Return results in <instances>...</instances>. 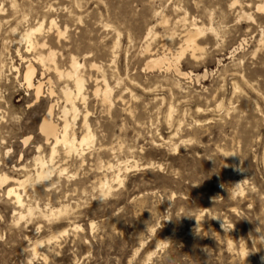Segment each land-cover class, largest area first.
<instances>
[{"label": "rangeland", "instance_id": "374dc122", "mask_svg": "<svg viewBox=\"0 0 264 264\" xmlns=\"http://www.w3.org/2000/svg\"><path fill=\"white\" fill-rule=\"evenodd\" d=\"M0 9V173L36 175L38 147L51 153L40 126L58 102L62 123L72 83L36 65V83L50 77L57 98L46 84L36 102L24 85L25 60L40 52H54L63 71L71 58L84 65L75 131L80 138L88 111L96 136L84 162L60 149L57 166L68 171L55 187L34 177L26 185L33 218L19 222L6 196L14 183L0 187V264H264V0H0ZM42 21L47 50L32 55L19 37ZM194 23L204 50L181 60L190 78L150 69L165 53L175 63ZM103 76L114 83L112 104L95 95ZM122 162L123 184L101 201V182L118 174L108 163ZM56 209L64 214L52 221L40 214Z\"/></svg>", "mask_w": 264, "mask_h": 264}, {"label": "bare ground", "instance_id": "6f19581e", "mask_svg": "<svg viewBox=\"0 0 264 264\" xmlns=\"http://www.w3.org/2000/svg\"><path fill=\"white\" fill-rule=\"evenodd\" d=\"M15 5H17V4H14V6ZM258 9L260 10L261 8H258ZM1 11L2 10L0 9V12ZM44 24H45V21H42L38 25H36L34 27H30V28L24 30L23 31V34L19 37L20 38L19 39V42H20V44H24L26 46L27 53H32V55H33V53L34 52H38V50H42V51H46L47 50L48 43L46 41L47 39L44 38ZM190 25H192V24H190ZM108 27H106V28H108ZM212 28H211V30H212ZM50 29L51 30L52 29H57L58 34L59 35H62V32L59 30V28H58L55 20H52L51 21V23H50ZM204 33H205V29H203L202 27H200L199 25H197V24L194 23V25L192 26V29L189 30V32L186 34L185 40H184V44L181 46L180 51L176 54L177 57H176V61H175L174 64H173L171 58L169 59V57L167 55H165L167 53H165L164 56H162V57H160V56H158V57L154 56L153 58L151 57V59H149L150 61L147 63L148 64V67L150 69L152 68V70H153L155 68L156 69L157 68H163L165 66H167V69H172L171 67L174 66V67H176L175 69H176L178 75H180L181 77H184V78L185 77H189L190 74L185 73V72H183L181 70V66H180L181 60L185 57V55L187 53H190V55H191V58L190 59H192V60H196V59L199 58L200 52H202L204 49L202 48L201 44L199 43V40H198L199 38L198 37H200ZM154 34H157V33H154ZM148 35H150V34L148 33ZM151 39H152V37H151ZM146 40H147V38H146ZM115 46H116V44H115ZM115 49H116V47H115ZM163 50H165V49H163ZM163 50H162V52H163ZM114 54L115 53H113V55ZM116 54H117V52H116ZM33 56L34 57L32 59H29V57H28V59L25 60L26 63H27V66H25L26 67V71H25V74H24V85L27 86L28 92L29 91H33L34 92V96H35L36 102H39L41 100V98L44 97V93L46 91L45 90L46 84L51 85L50 88H49V90H47L48 93H49V96L51 98L56 97V95H58L56 93V91H55V87H53V81H52V79L50 77H49V80L47 82H43L42 80H39L36 83L37 72H38L36 65H38L39 67L43 68V71H44V74L43 75H45V73L53 70L57 74V76H59L60 79H62V78L68 79V81H70V83H72V86L67 85L65 88L63 87V90H62V93H61L63 95L64 102L66 103V105L64 107H62V109H59L60 110V113L59 114H61V116H59L58 119H61V122L62 123L59 124L58 122L55 121V116H56L55 115V111L58 110V108L56 110V107H57V105H59V102L57 103V105H52L50 107L48 113L47 114L45 113V117L42 120V123H41V126H40V134L44 137V139L47 142V144L51 146V153H50L49 159L47 160V158H45L44 156H42V147H38L39 156L35 158V165L37 167V171H36L37 173H36V175L32 176V174H31L26 180L20 181V180L12 179L11 177H9L7 175H2L0 173V187L6 185L8 183H11V182L14 183L12 186L9 187V189L7 188L8 190L6 192V194H7L6 196L8 197V199L12 200V202L14 203L13 205H15L17 208H19L21 210V212L19 213V219H18L19 222L20 221H23V220H26L28 218H33L35 215H38V214H36V210L37 209L39 210L38 207L33 208L34 206L29 205V204L26 203L25 198H24L25 197V194H26V189H25L26 185L28 183H30V185H32V184L33 185H36V184L39 185V184H41V185L46 186V188H50V187L54 186L55 185V181L53 180V177L56 174H58L59 177H61V176L65 175L67 173V171H68L67 168H64L63 166H60V165L57 166L56 158H57V156L59 155V153L61 151L60 149H62V151L64 152V155H65L66 158H71V157H74L75 156V157H78V158L82 159L83 162H84L85 161L84 160V157L87 155V152L86 151L87 150H89V151L91 150V148L94 146L95 139H96L95 134L91 130V125L89 124V115L90 114H89L88 111H85V115L83 116V123H82V129H83L82 132L83 133H82V136L79 138L77 136L76 131H75V127L77 125L78 119H79V117L82 114V111H81V109H80V107H79L78 104L80 102H82L83 105L85 106L86 101H87V97H86V93L87 92H85V85H86L85 83H86V81H85V78L82 75V70L84 68V65L81 64L77 58H71V62H70L69 69L63 71V70H61L60 66L58 65V63L56 61V54L54 52H49L48 54H44L43 52H40L37 55H33ZM187 57H188V55H187ZM145 58L147 59V57H145ZM113 61H114V59H113ZM113 64L115 65L114 62H113ZM93 67L97 69V66L94 65ZM167 72H168V70H167ZM117 75H119V74H117ZM191 79H192V77H191ZM95 81H97V83H99V82L103 83V88H100V87L97 88L95 90V95L98 96V97H102V101L104 103L112 104L113 103L112 96H113V93L115 92L114 89H113V84L114 83L111 86L109 84V82H108V81H111V80H107V78L105 76L102 77V80L101 81L99 79L98 80H95ZM117 83L118 82L116 81V84ZM127 83H128V81H127ZM170 88H173V87H170ZM122 91H123V89H122ZM128 91H130V90H128ZM128 91H126V92H128ZM150 91H152V90H150ZM170 92H172V91H170ZM49 96H47V97H49ZM126 96H128V95H126ZM154 99H156V98H154ZM156 101H158V100H156ZM53 102H54V99H53ZM161 102H163V101H161ZM113 106H115V105L113 104ZM220 107H222V106H220ZM170 108H172V107H170ZM173 109H170V112ZM121 110H123V109H121ZM1 115L2 114L0 113V116ZM171 116H172V114H170V118H172ZM167 119H169L168 115H167ZM3 120H4V117H1L0 122H2ZM171 121H172V119H171ZM167 122H170V121L168 120ZM29 141H30V138L25 139L24 140V144L27 145L29 143ZM60 154H62V153H60ZM126 163H127V161L125 162V164ZM125 168H124L123 162L122 163H119L117 166H115V165H113L111 163H108L107 169H109L110 171L117 169L118 170V174L114 176V179L112 181H110L108 178L105 177V181L101 182V188L100 189L106 190L107 193H108V195H109L111 193V191L113 190V186H112L113 185V182H117V183L123 184V180L121 179L122 178V171H123V169L125 171H128L129 170V167L128 166H125ZM22 170H27V167H23ZM34 173H35V171H34ZM239 174H241V173H239ZM33 177H34L33 180L36 182V184H35V182H32L31 183ZM50 182H52V183H50ZM44 189H45V187H44ZM51 190H52V188H51ZM33 192H35V191H33ZM37 206H38V204H37ZM65 209H67V208H65ZM45 211H46V209H45ZM48 213L49 214H45V213L41 212V210H40V214L42 215V217L49 218V220H51L53 218L63 216L64 209H59V210L56 209V211L50 210ZM41 215H39V216H41ZM34 245L35 246L38 245L40 247V244H37V245L34 244ZM33 252H35V254H38V252H39L38 251V248L35 247L33 249ZM244 256H246V255H244ZM243 259H245V258H243ZM248 260H246V262ZM247 263H249V261Z\"/></svg>", "mask_w": 264, "mask_h": 264}, {"label": "clouds", "instance_id": "9594fccd", "mask_svg": "<svg viewBox=\"0 0 264 264\" xmlns=\"http://www.w3.org/2000/svg\"><path fill=\"white\" fill-rule=\"evenodd\" d=\"M240 184H241V183H240ZM240 184H237V185H235L234 187L238 189ZM107 195H108L107 191H106V190H103V189H102V190L99 192V194H98L99 199H100L101 201H103V200L107 197ZM222 227H224V225H222ZM233 227H234V226H233ZM260 239L264 240V234L261 235Z\"/></svg>", "mask_w": 264, "mask_h": 264}]
</instances>
